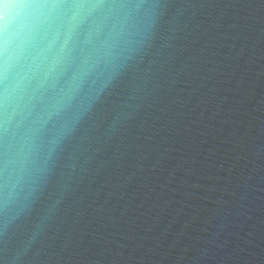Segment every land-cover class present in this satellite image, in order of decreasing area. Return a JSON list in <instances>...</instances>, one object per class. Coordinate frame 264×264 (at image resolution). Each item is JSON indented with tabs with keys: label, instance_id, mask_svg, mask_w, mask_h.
I'll return each mask as SVG.
<instances>
[{
	"label": "water",
	"instance_id": "1",
	"mask_svg": "<svg viewBox=\"0 0 264 264\" xmlns=\"http://www.w3.org/2000/svg\"><path fill=\"white\" fill-rule=\"evenodd\" d=\"M0 264H264V0H0Z\"/></svg>",
	"mask_w": 264,
	"mask_h": 264
}]
</instances>
